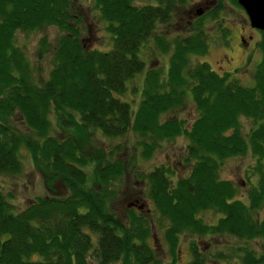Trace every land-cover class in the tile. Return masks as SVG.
<instances>
[{
	"label": "trees",
	"instance_id": "16d2710c",
	"mask_svg": "<svg viewBox=\"0 0 264 264\" xmlns=\"http://www.w3.org/2000/svg\"><path fill=\"white\" fill-rule=\"evenodd\" d=\"M174 2L93 0L111 40L101 50L84 47L80 16L70 0H0V173L21 170L18 153L25 146L46 172L47 186L58 180L66 188L62 195L28 199L17 210L0 189V264L158 263L148 241V219L131 206L124 209L123 223L111 207L116 181L135 165L130 163L132 156L129 163L123 159L126 146L116 142L108 148L88 175L93 159L78 145L76 130H99L108 137L131 131L132 147L137 146L142 157L161 140L183 134V157L191 163L186 175L171 179L172 169L163 164L137 172L154 210L166 220L163 235L171 255L167 264H175L181 235L197 236L187 237L190 258L185 264H215L210 261L216 258L222 264L264 263V252L251 247L230 244L231 251L238 252L230 256L220 248L210 252L199 242L230 235L260 239L264 248V218L252 214L264 199V32L257 43L261 57L252 69V84L245 85L229 72H216L205 60L189 61L190 53L207 49L201 14L187 20L194 26L192 33L168 41L157 32L158 24L170 21ZM44 25L55 26L58 34L51 45L44 36L39 38L35 57L50 51L48 74L40 84L13 32ZM150 39L160 52L168 53L165 70L146 65L142 54ZM140 73V97L132 110L121 95ZM186 93L196 110L191 121L161 118L180 107ZM239 116L254 123L245 133ZM12 117L24 124V135L8 121ZM245 152L254 158L249 171L255 175L246 201L235 195L230 180L217 175L224 158ZM203 208L219 212L214 222L198 215ZM220 244L227 246L228 240Z\"/></svg>",
	"mask_w": 264,
	"mask_h": 264
},
{
	"label": "rangeland",
	"instance_id": "374dc122",
	"mask_svg": "<svg viewBox=\"0 0 264 264\" xmlns=\"http://www.w3.org/2000/svg\"><path fill=\"white\" fill-rule=\"evenodd\" d=\"M70 1L73 10L80 16L79 38H82L84 47L107 49L111 45V40L104 29V20L100 17L93 0ZM135 1L136 3L150 2V0ZM177 1L175 0L173 3L170 21L167 24H158L157 32L162 33L168 41H171L175 36L192 33L194 26L190 27L191 23H188L187 20H193L198 16L194 15L196 8L205 6L202 8V13H200L202 15L200 25L206 36L207 49L203 54L190 53L189 61L205 60L216 72H229L230 76L240 83L245 85L252 84V69L261 57V50L257 43L262 35V30L249 25L247 16L237 1L185 0L183 3ZM214 9L215 12L212 13ZM57 34L58 31L53 25H44L40 29L25 31L19 28L13 32L15 43L22 48L25 57L30 63L32 74L40 84L43 83L48 74L50 51H47L40 59L35 57L39 38L44 36L48 44L51 45L54 43ZM143 51L142 56L146 65L157 64L162 70L166 69L168 53L160 52L151 39L146 43ZM140 86L141 73L128 81L127 88L121 95L122 98L130 103L132 110L136 108L139 100ZM195 113L196 110L191 96L186 93L183 104L168 111L161 118L175 116L186 124L191 121ZM8 121L19 133L22 135L26 133V128L19 118L12 117ZM253 124L251 119L239 116V126L244 133ZM74 136L81 150L93 159L86 170L88 175L93 172L95 164L100 163L108 148L112 147L116 142L126 146L123 159L128 161L130 156H132L133 159L131 157L130 163L134 162L135 165H130L132 167H128L121 178L116 181L115 187L117 190L112 198L111 207L117 216L122 218V222L125 223L123 218L127 204L141 203L140 212L148 219L150 224L148 241L155 250L157 264L169 263L171 255L168 251V243L163 235V226L166 220L160 216L158 211L154 210L153 204L146 193L145 183L141 178L137 177V172L149 170L155 165L163 164L172 169V172H168L171 179H174L177 175H186L191 164L189 161H185L183 157L187 143L186 137L178 133L165 138L160 141L159 146L148 157H142L139 155L138 147H132L135 142V136L131 131L121 136L108 137L102 135L99 130L89 132L76 130ZM18 154L21 161V170L13 175L0 173V189L7 194L13 210L20 209L26 204L28 199H32L37 195H62L66 192L63 183L58 180L52 183L51 187L47 186L45 181L46 172L40 164L33 162L25 146H20ZM253 162V156L249 152H245L242 155H232L224 158L217 170L218 177L230 180L233 183L235 195L244 201H246V189L255 179V175H251L249 171ZM136 210L139 209L136 208ZM252 214L257 218H264V199L257 209L252 210ZM198 215L207 222H214L219 212L211 208H203L198 212ZM187 237L195 238L197 236H179L174 254L175 264H185L190 258ZM219 240H228L227 246L220 244ZM199 242L202 246H206L205 249L208 248L210 252L220 248L230 256H235L238 253L236 250L231 251L230 244L235 245V247L242 245L251 247L256 253L264 252L260 239L245 240L230 235L222 237L213 235L201 238ZM221 261L223 260L216 258L210 262L222 264Z\"/></svg>",
	"mask_w": 264,
	"mask_h": 264
},
{
	"label": "water",
	"instance_id": "95a60500",
	"mask_svg": "<svg viewBox=\"0 0 264 264\" xmlns=\"http://www.w3.org/2000/svg\"><path fill=\"white\" fill-rule=\"evenodd\" d=\"M237 3L243 8L248 23L250 26L255 27L264 32V0H236ZM202 13V8H196L194 15ZM140 204L128 203L127 207L133 206L140 210Z\"/></svg>",
	"mask_w": 264,
	"mask_h": 264
},
{
	"label": "flooded vegetation",
	"instance_id": "af4514ba",
	"mask_svg": "<svg viewBox=\"0 0 264 264\" xmlns=\"http://www.w3.org/2000/svg\"><path fill=\"white\" fill-rule=\"evenodd\" d=\"M203 7H205V6H202L201 8H203Z\"/></svg>",
	"mask_w": 264,
	"mask_h": 264
}]
</instances>
